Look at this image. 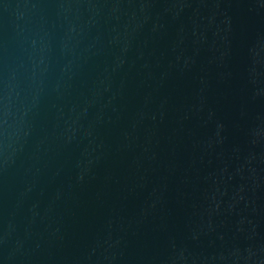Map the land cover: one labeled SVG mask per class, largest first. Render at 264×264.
<instances>
[{
	"label": "water",
	"instance_id": "obj_1",
	"mask_svg": "<svg viewBox=\"0 0 264 264\" xmlns=\"http://www.w3.org/2000/svg\"><path fill=\"white\" fill-rule=\"evenodd\" d=\"M0 264H264V0H0Z\"/></svg>",
	"mask_w": 264,
	"mask_h": 264
}]
</instances>
